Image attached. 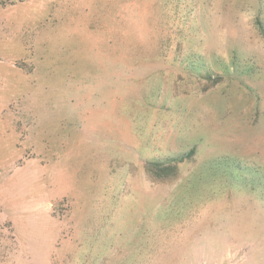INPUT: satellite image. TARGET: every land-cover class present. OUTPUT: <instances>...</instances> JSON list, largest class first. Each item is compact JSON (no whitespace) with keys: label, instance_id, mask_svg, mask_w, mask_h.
<instances>
[{"label":"rangeland","instance_id":"1","mask_svg":"<svg viewBox=\"0 0 264 264\" xmlns=\"http://www.w3.org/2000/svg\"><path fill=\"white\" fill-rule=\"evenodd\" d=\"M0 264H264V0H0Z\"/></svg>","mask_w":264,"mask_h":264},{"label":"trees","instance_id":"2","mask_svg":"<svg viewBox=\"0 0 264 264\" xmlns=\"http://www.w3.org/2000/svg\"><path fill=\"white\" fill-rule=\"evenodd\" d=\"M191 154L186 155V157ZM184 158L175 160L170 163L148 162L146 164L147 171L155 178L172 179L179 173V164Z\"/></svg>","mask_w":264,"mask_h":264}]
</instances>
